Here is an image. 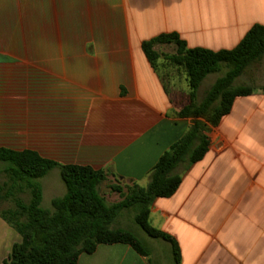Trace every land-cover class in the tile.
Wrapping results in <instances>:
<instances>
[{
	"label": "crops",
	"instance_id": "obj_1",
	"mask_svg": "<svg viewBox=\"0 0 264 264\" xmlns=\"http://www.w3.org/2000/svg\"><path fill=\"white\" fill-rule=\"evenodd\" d=\"M256 24L264 0H0V149L104 171L103 185L125 191L146 187L193 120L177 116L189 101L186 72L152 66L143 43L177 33L189 49L232 50ZM255 65L242 83L260 89L264 58ZM208 136L205 157L178 169L177 192L153 204L151 224L178 244L180 264H264V94L237 97ZM41 181L44 201L56 180ZM0 226L3 264L20 236ZM158 241L149 258L100 245L78 264H152L167 249L173 262L159 264H175L172 245Z\"/></svg>",
	"mask_w": 264,
	"mask_h": 264
},
{
	"label": "trees",
	"instance_id": "obj_2",
	"mask_svg": "<svg viewBox=\"0 0 264 264\" xmlns=\"http://www.w3.org/2000/svg\"><path fill=\"white\" fill-rule=\"evenodd\" d=\"M156 45H173L174 54H163ZM154 67L164 65L183 69L188 78L189 101L177 113L191 118L189 130L166 151L149 173L146 187L110 185L120 195L109 203L101 193L107 181L104 171L83 166H61L35 152L0 149V219L11 227L20 241L11 247L3 264H78L82 254H93L100 245L126 244L139 255L149 258L151 247L133 231L115 227L124 213H132L135 224L150 239L172 245L174 263L180 264L179 246L163 231L153 227L151 208L156 200L172 197L179 189L185 170L201 161L210 146L209 133L228 115L237 97L264 94V87L236 85L251 66L264 58V26L254 25L232 50L189 49L177 33L162 34L142 45ZM199 99L200 87L210 75H220ZM60 170L66 193L52 200V210L43 207L40 180L52 170ZM28 195L25 202L21 197ZM11 208H3L6 204ZM3 208V209H1Z\"/></svg>",
	"mask_w": 264,
	"mask_h": 264
},
{
	"label": "rangeland",
	"instance_id": "obj_3",
	"mask_svg": "<svg viewBox=\"0 0 264 264\" xmlns=\"http://www.w3.org/2000/svg\"><path fill=\"white\" fill-rule=\"evenodd\" d=\"M174 51H175L174 48L169 47V48H165L162 53L170 55ZM255 66L256 65L251 66L241 75V79L238 81L240 83L239 86H247L246 84H243L242 81L246 78L247 74H249L250 72H252V70H254ZM221 75L222 74L212 75L211 77L209 76V78L203 82V84L200 87V92H199V99L200 100L203 98L206 91L213 85L214 79L216 77L217 78L220 77ZM238 82L236 83V85H238ZM170 91H171V93H173V96L175 97L176 100H177V98H179L178 100H181V96L179 93L180 91L175 90V89H170ZM47 176H46L47 178L45 177L44 179H42L41 182H43V180H56V182H55L54 189L51 191H50V186L45 184V188H46L47 193L46 194L44 193V201H43L42 205L45 209H51L52 210V200L54 198L63 196L66 193V188H65V185L61 179V176H60L58 170L51 171L49 173V175H47ZM4 180H5V177L3 175H0V183H2ZM101 193H102V195H108L109 194L110 201H112L113 198H115V199L120 198L118 193H114V192L110 191V187L108 186V184L103 185V187L101 189ZM21 198L25 202H27L29 199V196L28 195H22ZM2 207L4 209L5 208H11L12 204L8 203ZM3 208H1V209H3ZM0 222H2V224H5L7 226L6 228H11V227H8L9 225H7L2 219H0ZM114 226L115 227H124L126 229L131 230L134 233H136L139 237H141L143 240L147 241V243L152 242V245L155 244V246H156V244H158V243H155V242H159L158 240L148 238L139 229V227L135 224L132 213H124L123 215H121V217H119L116 220V222L114 223ZM3 229H2V227L0 228V261H1L2 257L4 258L6 256V253L8 254V249H7L8 248V234H4L5 231ZM170 255H171V253H170L169 249L164 250L163 253L159 257H157L156 261H152V264H159L158 260H167V262H168L169 260H171Z\"/></svg>",
	"mask_w": 264,
	"mask_h": 264
}]
</instances>
